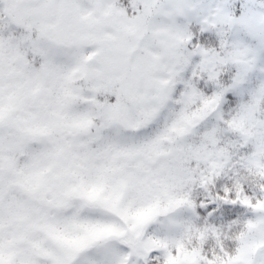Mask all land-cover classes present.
<instances>
[{
    "label": "snow or ice",
    "instance_id": "6c2138e0",
    "mask_svg": "<svg viewBox=\"0 0 264 264\" xmlns=\"http://www.w3.org/2000/svg\"><path fill=\"white\" fill-rule=\"evenodd\" d=\"M0 264H264V0H0Z\"/></svg>",
    "mask_w": 264,
    "mask_h": 264
}]
</instances>
